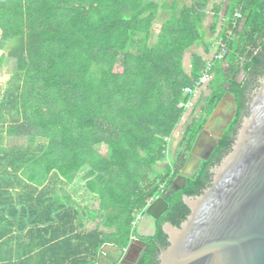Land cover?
Returning a JSON list of instances; mask_svg holds the SVG:
<instances>
[{"label": "trees", "instance_id": "trees-1", "mask_svg": "<svg viewBox=\"0 0 264 264\" xmlns=\"http://www.w3.org/2000/svg\"><path fill=\"white\" fill-rule=\"evenodd\" d=\"M160 6L154 0H0V107L13 76L5 67L10 57L22 85L11 101L18 116L6 132L31 142L0 146V251L14 226L21 241L31 240L22 244L17 264H97L105 244L127 248L138 236L139 216L164 197L169 210L146 237L150 248L140 263L152 264L157 244L169 245L163 226H181L191 213L184 198L202 195L211 170L232 150L240 118L264 79V0H230L223 15L214 10L211 31L222 21L218 37L227 54L214 56L207 93L189 114L179 107L190 99L184 90L210 63L194 53L190 72L186 67L188 52L205 43V13L161 6L169 17L156 35ZM227 92L236 96L235 120L199 172L173 190ZM183 121L172 157L171 139ZM102 144L107 154L96 148ZM0 264H13L11 253L0 252Z\"/></svg>", "mask_w": 264, "mask_h": 264}, {"label": "water", "instance_id": "water-1", "mask_svg": "<svg viewBox=\"0 0 264 264\" xmlns=\"http://www.w3.org/2000/svg\"><path fill=\"white\" fill-rule=\"evenodd\" d=\"M242 115L232 150L212 169L213 181L202 195L186 196L191 213L180 227L166 223L163 230L169 245L161 250L160 264H264V79ZM232 100L234 115L218 137L210 127ZM237 114L236 96L227 92L198 135L187 162L172 189L184 188L213 155ZM169 203L159 197L149 203L138 224V237L127 248L105 244L98 263L105 257L112 264H140L147 243L142 237V222L160 219ZM112 247L120 255L111 256Z\"/></svg>", "mask_w": 264, "mask_h": 264}, {"label": "crops", "instance_id": "crops-1", "mask_svg": "<svg viewBox=\"0 0 264 264\" xmlns=\"http://www.w3.org/2000/svg\"><path fill=\"white\" fill-rule=\"evenodd\" d=\"M154 1L159 3L162 7L166 6L167 10L169 12H170V6H173L174 4H179L180 7H183V6L193 7V6H195L198 9V11H201V12L205 13V19H204V22H203L202 29H203V33H204V41H205V43L208 46H210V50L208 52H206L205 43H201V44L193 46L192 49L188 52L187 57H188V59H190L189 62H191V56L194 53H197L200 56H202L207 62H211L213 60L214 56L216 55L217 50L219 48V43H220L221 40L219 39L218 34H219V31H220V27L222 25L221 24L222 21L220 20L221 21L220 22V27H219L217 33L216 34L212 33L211 28H212V25H213V23L215 21L214 10L216 9V7L222 8V15H223V13L225 12L226 6H228L230 0H206L204 2H201V0H154ZM162 7H161L160 13H159V20L155 24V27H154V32H155L156 35H158L160 33V31H161L162 22L169 17V14L167 13V11L164 12L163 11L164 8H162ZM221 18L223 19V16ZM187 57H186V59H187ZM188 71L190 72V64H189V67H188ZM207 85H205L202 88L201 93L198 94L195 97V99H194L195 103H197V101H199V99L204 94L207 93ZM201 107H202V105L198 108L197 115L201 113V111H202ZM190 112H192V110H189L186 113L189 114ZM185 121H183V123H181L178 126L176 132L174 133V136L172 137V139L174 140L177 136H179V141H178L179 143L183 139V136H184V133H185V130H186V128H185V130H182V127H181V125H184ZM181 134H183V135H181ZM179 143L177 144L178 146L175 145L176 151H177V149L179 147ZM61 184L62 183H60V185ZM42 201L48 202L49 200L47 198H43ZM142 219L140 221H142ZM100 222H101L100 219H97L96 222L92 223L93 228H97L100 225ZM4 225H5V222H3L1 228H3ZM12 229H13L12 232L7 234L6 237L3 239V240H6V239L12 238L11 241L8 240L9 242H8L7 246L2 248L0 252L1 253L2 252L11 253V255L13 257V264H17L19 259L21 258L20 257V254H21L20 251H21L22 244H27L28 246H30L31 240L28 239V241H27V240L24 239L23 241H21V231L19 230V228L14 226ZM101 229H104V228L101 227ZM142 229H143V227L141 226L140 227V231ZM3 231H5V230H3ZM109 248L113 249L112 247H109ZM109 248L107 250H109Z\"/></svg>", "mask_w": 264, "mask_h": 264}, {"label": "rangeland", "instance_id": "rangeland-1", "mask_svg": "<svg viewBox=\"0 0 264 264\" xmlns=\"http://www.w3.org/2000/svg\"><path fill=\"white\" fill-rule=\"evenodd\" d=\"M189 60L190 59H188V57H187V59H186L187 69H188L189 64H190ZM5 67L12 70L13 76H12L11 82L9 83V85L7 87L6 98L4 99L5 101L3 102L2 107H0V146H4L5 148H20V147L26 148L31 144L30 140H28L27 138H16V137L11 138L7 135V132H6L8 125L12 124L15 121V118L18 116L16 110L13 109V107H11V104H12L11 101L13 98L18 96L19 93L21 92L20 87L22 85V75L17 72L16 63L10 57L6 58ZM228 111H229L228 112L229 116H231V114L233 112L232 104L230 105V108ZM197 112H198V109H197ZM228 119H229V117H228ZM181 127H182V130H185L184 125H181ZM181 135H183V134H181ZM182 140L180 141V143L182 142ZM178 141H179V136H177L174 140L173 139L171 140L170 147H171V150L173 152L171 154L172 157L175 156V152H176L175 145H177L179 143ZM180 143H179V146H180ZM96 148L102 154H107L108 148L105 144L97 145ZM162 166H165V164H162ZM59 187L64 188V187H66V184H64L62 182V184L59 185ZM141 219H142V217H141ZM141 226L143 227V229L141 230L142 233H148L149 232V231H147V229H148L147 228V222H145V221L142 222Z\"/></svg>", "mask_w": 264, "mask_h": 264}, {"label": "flooded vegetation", "instance_id": "flooded-vegetation-1", "mask_svg": "<svg viewBox=\"0 0 264 264\" xmlns=\"http://www.w3.org/2000/svg\"><path fill=\"white\" fill-rule=\"evenodd\" d=\"M252 94V93H251ZM232 104V106H233V102L231 101V100H228L227 102H226V104H225V107H224V109H223V111H222V113H221V115L219 116V118L218 119H216L215 121H214V123L212 124V126L210 127V133L213 135V136H215V137H218L220 134H221V132H222V130H223V128L227 125V123L230 121V119H231V117L234 115V108H233V112H232V114H231V116H229V114H228V110H229V108H230V105ZM247 112H248V110H247ZM237 115V114H236ZM228 117H229V119H228ZM235 118H236V116H235ZM235 120V119H234ZM211 173H212V170H211ZM213 177V176H212ZM164 198V197H163ZM169 210V209H168ZM165 215V214H164ZM159 220V219H158ZM157 220V221H158ZM157 221H153V220H151V219H147V220H145V222H147V231H149L147 234H150V235H155V233H156V228H157V224H156V222ZM164 227V226H163ZM138 237V236H137ZM146 237H148V236H145V237H142L143 238V240L147 243V247H146V249L144 250V252L142 253V256H143V258L147 255V253H148V251H149V248H150V243L148 242V241H146L145 239H146ZM168 242H169V239L167 240ZM163 249V247L160 245V244H157V250H156V256H154V260H153V263L152 264H160V254H161V250ZM109 253L111 254V256H115V257H118L120 254L118 253V252H116L114 249H111V248H109ZM105 257V261L104 262H102L101 264H112V260L111 261H109L108 259H107V257L106 256H104ZM141 263V262H140Z\"/></svg>", "mask_w": 264, "mask_h": 264}, {"label": "built area", "instance_id": "built-area-1", "mask_svg": "<svg viewBox=\"0 0 264 264\" xmlns=\"http://www.w3.org/2000/svg\"><path fill=\"white\" fill-rule=\"evenodd\" d=\"M236 18L240 19L242 18V14L240 12H237L235 15ZM231 33V32H230ZM219 46L221 47V50L216 54L215 58L222 59L227 54V49L225 47V44L220 41ZM212 63L210 62L208 67L204 70L202 77L195 82L194 86L192 87H186L184 92L186 95H190V99L187 102H182L179 107L182 109H185L186 111L193 110L195 108V97L201 93L202 88L207 85L213 78L211 71ZM141 219V217L139 216Z\"/></svg>", "mask_w": 264, "mask_h": 264}]
</instances>
